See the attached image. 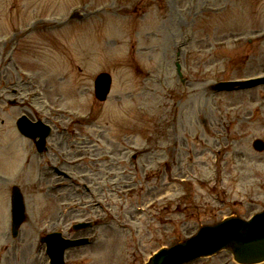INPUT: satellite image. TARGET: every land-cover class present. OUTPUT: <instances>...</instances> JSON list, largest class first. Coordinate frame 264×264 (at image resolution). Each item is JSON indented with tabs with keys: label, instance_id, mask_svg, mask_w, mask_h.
Wrapping results in <instances>:
<instances>
[{
	"label": "rangeland",
	"instance_id": "1",
	"mask_svg": "<svg viewBox=\"0 0 264 264\" xmlns=\"http://www.w3.org/2000/svg\"><path fill=\"white\" fill-rule=\"evenodd\" d=\"M109 3L120 9L117 17L106 13ZM76 5L102 12L86 24H59L55 17ZM261 33L264 0H0V93L10 95L1 81L9 89L16 80L26 97L33 89L22 74L55 105L65 104L59 94L73 111L82 112L86 102L90 137L101 138V152L109 155L99 162V180L86 179L95 196L82 203L104 199L115 220L71 234L98 236L97 244L70 251L72 264H144L201 224L231 214L246 219L264 209V152L251 145L264 140V85L210 90L220 80L264 73V36L254 39ZM186 36L192 38L179 44V78L173 43ZM103 71L112 75V91L98 103L92 80ZM139 148L138 165L124 160ZM36 185L35 192L23 186L31 223L16 239L7 230L8 202L0 197V264H44L33 258L31 243L42 232L38 224L60 215L48 205L35 214L37 202H46L39 194L35 203L46 184ZM127 187H135V195L125 194ZM229 256L220 252L215 259Z\"/></svg>",
	"mask_w": 264,
	"mask_h": 264
},
{
	"label": "water",
	"instance_id": "2",
	"mask_svg": "<svg viewBox=\"0 0 264 264\" xmlns=\"http://www.w3.org/2000/svg\"><path fill=\"white\" fill-rule=\"evenodd\" d=\"M16 201H17V197H16ZM15 211H16V212H14L15 218H17V216H18L17 220H21L22 219V209L15 206ZM255 220L259 223L262 222L263 226H264V214L256 216ZM15 222H16V220H15ZM17 225H18V223H16L14 225V228H13L14 230H15ZM232 226L233 225L230 223L224 224L221 226L222 229L220 231H217V230L216 231H209V232L205 233L204 235H202L201 238H202V240L207 239L208 244L211 243V239H218L217 242L210 249H208V251H214L217 248L222 247L224 244H227L228 246H231V247L233 245L234 246L238 245V246H236L237 250H235V252L238 256V259L246 258L245 256H243L242 252L240 251V247L243 244H247L249 247H253V245H252L253 240L264 239V230H263V228L256 229L252 223H250L248 225L244 224V226H246L248 228H245L244 230L241 229L237 235L235 233H233V234L230 233L229 227H232ZM243 232H246V233L241 234ZM229 238H232V242H231V240H229ZM60 244H61V242H59V241L55 243V247H52V245L50 244L49 253H50L53 261L56 263H60V261H61V253H62L63 247H60ZM255 246L264 247V241L261 244H260V242L256 243ZM223 247H225V246H223ZM164 253H165V251H163V250L160 251L157 255H155L151 259L149 264H161L162 261H163V264H168L170 261L174 260V258L171 255L166 256L165 259L163 260Z\"/></svg>",
	"mask_w": 264,
	"mask_h": 264
}]
</instances>
